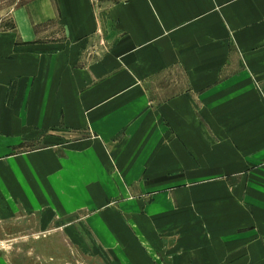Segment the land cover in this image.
Listing matches in <instances>:
<instances>
[{
    "label": "crops",
    "instance_id": "crops-1",
    "mask_svg": "<svg viewBox=\"0 0 264 264\" xmlns=\"http://www.w3.org/2000/svg\"><path fill=\"white\" fill-rule=\"evenodd\" d=\"M16 9L0 8V222L23 218L33 231L71 237L80 225L112 264H264V213L251 203L264 194L248 178L245 194L243 182L225 183L236 192L229 209H209L215 232L196 204L209 237L201 225L164 237L167 221L191 225L186 192L128 197L150 174L181 175L156 186L172 190L190 188L191 174L264 180V0ZM99 40L108 50L93 61L87 50ZM176 72L187 89L153 100L150 81L166 77L173 92ZM143 157L152 162L140 171ZM135 165L145 177L128 183Z\"/></svg>",
    "mask_w": 264,
    "mask_h": 264
},
{
    "label": "rangeland",
    "instance_id": "rangeland-1",
    "mask_svg": "<svg viewBox=\"0 0 264 264\" xmlns=\"http://www.w3.org/2000/svg\"><path fill=\"white\" fill-rule=\"evenodd\" d=\"M33 1L35 0H0V8H5L8 10H14L17 8L16 11H18L20 7H25ZM111 1L117 2L118 0ZM62 30L63 41L68 40L69 35L66 33V26L64 24L62 25ZM99 41V44L97 42L92 44L91 42V47L89 50H87L85 47L87 51L91 52L93 61L101 58L104 55V52L108 50L109 45H105L103 40ZM176 78L179 79L180 84L174 87L173 92L171 90H164L168 83L166 77H160L150 81L151 83L148 84V88L150 90L152 99L158 101L161 98L173 96L177 91L180 92V90H186L187 79L183 76V74H178L176 72ZM181 81H183V83ZM227 128L232 130L235 128V125L233 126V124H229ZM31 147L33 146L31 145ZM137 160L140 162V164H142L140 171H142L143 165L148 164V162V165H151L152 162L151 159L147 157ZM137 166L138 165H135L134 167L135 172L128 175V181L126 180L128 183L135 181L134 179H142L145 177V174H137L140 172L138 171L139 168ZM181 178V175H176L173 179L161 174H150L147 180H144L143 184L148 188L129 191L128 196L130 198L131 193L135 195L133 198L140 196L141 198L143 197L148 203H152L158 199L161 193L171 191L178 194L184 193V195L185 192L188 193V197L190 199V204L188 207L192 208V226L188 223H183L182 221L177 223L173 221H167L166 229L163 232L164 237H177V241L178 239H181L184 226L189 227V229H196L198 227L201 228L205 233L203 232L204 234H202L200 237L210 236L208 228L204 226L205 223L203 222L202 217L200 215L196 216V209L199 208L196 204L199 202H204L202 210L204 211L205 219L208 222L214 223V226L211 227L210 225L209 228H212L211 232H215L214 230L217 223L213 221L214 218L209 216V209L212 207L220 208L224 206L226 211L230 207L228 206V203L232 201V196L236 195V192H232L231 190H227L225 188L226 182H231L232 184L243 182L245 185L242 192L245 194V191H247L246 181L248 178L259 188L257 194H259V192L264 194V180L257 175H252V177L249 178V175L247 174L237 176L232 175L228 178H225L220 174H191L189 183L190 188H187L186 190H172L156 187L158 185H162L164 181L172 183L175 180L181 181ZM209 182L214 183L213 185H218V187L213 189L203 187V185H206L205 183ZM166 185L168 186V184ZM221 198L223 201L218 206H212L208 202H213V200H216L217 203ZM226 200L228 201L226 202ZM251 203L253 204L256 215L264 213V204L262 201H259L255 198V200L251 201ZM177 211L178 209L176 208L173 210V213H176ZM83 215V213H79V217ZM80 220L81 219L79 218L78 221ZM27 223L28 220L23 218L16 220V226H12V223L8 224V222L5 221L0 222V264H112L111 255L104 250V247L98 241V239L89 237L87 235L84 236L81 232L80 225H78L79 236L71 237L69 234L71 233L70 230L67 232L65 229H61L63 230L62 232H56L55 229H53V231L41 233L38 229V231H33V229L30 228ZM154 231L156 232V230ZM139 233L142 236L141 231Z\"/></svg>",
    "mask_w": 264,
    "mask_h": 264
}]
</instances>
